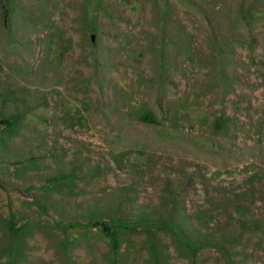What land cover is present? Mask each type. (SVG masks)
<instances>
[{
	"label": "rangeland",
	"instance_id": "374dc122",
	"mask_svg": "<svg viewBox=\"0 0 264 264\" xmlns=\"http://www.w3.org/2000/svg\"><path fill=\"white\" fill-rule=\"evenodd\" d=\"M261 128L264 0H0V264H264Z\"/></svg>",
	"mask_w": 264,
	"mask_h": 264
},
{
	"label": "trees",
	"instance_id": "16d2710c",
	"mask_svg": "<svg viewBox=\"0 0 264 264\" xmlns=\"http://www.w3.org/2000/svg\"><path fill=\"white\" fill-rule=\"evenodd\" d=\"M231 78L230 77H226V80H230ZM17 115L14 116V118L16 119ZM233 121L234 119L231 117V116H228L226 115L225 113H218L214 116L213 120H212V123L214 125H222V124H226L225 126L227 127V130L230 131V125L233 124ZM2 122H4V120H2ZM263 124L260 125V127H262ZM257 132V136L255 138V141L260 143V147H262V149L264 148V129L261 128V131H256ZM253 175H255V178L254 179H251V176H249V178L251 179L250 181V184L252 183L253 185V180H257L258 179V173H254ZM261 181H264V178H261L260 179ZM243 196L246 197L247 194L244 193L242 195H240L236 201H235V213L237 214L238 216V221H239V228H240V231L242 232H262L264 233V221H261V220H253V221H242L240 220L241 216L244 215L245 212L249 211L250 209L243 205L241 202L243 200ZM251 196H253V194H251ZM250 205V204H249ZM162 226H164L167 230H170V231H174L176 233H179L180 237L183 236L185 238H182L184 239V243L186 244L187 243V239L191 240V236H194L195 238H192V244L195 246V247H198V248H201V247H213V248H218L219 245L223 244V241H225V238H219V237H215V236H212L209 232L207 231H198L196 230L195 233L191 232V234L189 233H186L185 230L183 229H176V227H174L172 224H166V223H163ZM195 230V229H194ZM237 238L236 236H233V237H230L229 240H233Z\"/></svg>",
	"mask_w": 264,
	"mask_h": 264
},
{
	"label": "water",
	"instance_id": "95a60500",
	"mask_svg": "<svg viewBox=\"0 0 264 264\" xmlns=\"http://www.w3.org/2000/svg\"><path fill=\"white\" fill-rule=\"evenodd\" d=\"M91 39H92V40L94 39V36H93V35H91Z\"/></svg>",
	"mask_w": 264,
	"mask_h": 264
}]
</instances>
